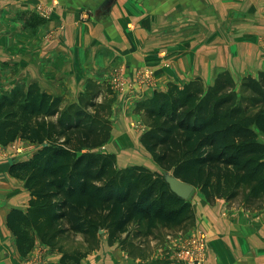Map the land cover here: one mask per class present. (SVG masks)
<instances>
[{
    "label": "trees",
    "instance_id": "16d2710c",
    "mask_svg": "<svg viewBox=\"0 0 264 264\" xmlns=\"http://www.w3.org/2000/svg\"><path fill=\"white\" fill-rule=\"evenodd\" d=\"M101 84L88 79L83 95L62 103L36 83L0 94V143L17 137L39 144L30 157L11 161L10 172L24 180L28 207L12 208L7 224L18 233L30 227L35 237L55 247L67 234L81 233L84 250L61 251L65 264L99 245L100 229L109 243L119 239L130 254L135 244L132 222L148 230L157 225L193 222L190 199L174 192L163 171L198 188L207 201L241 198L247 208L264 205V70L237 82L219 71L205 84L196 76L169 82L137 101L148 119L140 142L161 170L143 164L118 166L116 155L101 146L111 135V102ZM26 252L33 241L28 239Z\"/></svg>",
    "mask_w": 264,
    "mask_h": 264
},
{
    "label": "crops",
    "instance_id": "0c3cea01",
    "mask_svg": "<svg viewBox=\"0 0 264 264\" xmlns=\"http://www.w3.org/2000/svg\"><path fill=\"white\" fill-rule=\"evenodd\" d=\"M104 1L0 0V93L36 83L73 102L88 79L108 80L119 71L131 82L114 101L122 111L169 82L264 70V0ZM175 2L183 21L174 18ZM148 67L152 74L144 75ZM263 135L258 131L264 142ZM7 148L0 144V264H65L61 251L40 241L31 248L38 250L17 254L7 214L25 210L30 194L11 174ZM196 189L190 202L193 223L204 233L202 264H264V205L247 208L240 197L211 203ZM103 233L74 264H169L174 258L172 241L138 254L145 251L137 238L149 235L142 230L130 237L132 254Z\"/></svg>",
    "mask_w": 264,
    "mask_h": 264
},
{
    "label": "rangeland",
    "instance_id": "374dc122",
    "mask_svg": "<svg viewBox=\"0 0 264 264\" xmlns=\"http://www.w3.org/2000/svg\"><path fill=\"white\" fill-rule=\"evenodd\" d=\"M178 2H180V0ZM174 5H173L174 7H172V10L174 11V18L181 20L182 19L181 6H177L178 4L176 2L174 3ZM179 20L177 21L179 22ZM166 63L167 62H164V64ZM227 71L232 75L230 70L227 69ZM145 73L151 75L152 71L148 67V71H144V75ZM116 74L117 75H112L111 78H109L108 80L97 81V83L101 84L102 87L101 88L102 94L97 97L98 101H102V99H104L106 96H108L109 99L112 100L111 115H110V119L112 122L111 135L109 139L101 146V148L106 151L113 152L116 155V161L118 159L117 163H119V165L123 164L126 166L137 163V164H143L153 170L160 171L161 170L160 166L154 161L151 153L148 152L140 142L139 137L141 133L148 127V119L147 116L144 114V111L142 109H138L136 105H135L136 107L125 106L126 109L122 108V111H120L121 108H119L117 104L114 105V101L117 98V96L118 98H122L124 95H126L125 90H127L126 88L130 87L129 84L131 83L129 79L125 80L127 77L124 76L123 74H120L119 71ZM215 75L216 74L201 78L205 84H210L213 82ZM235 76H233V78L237 82H239L243 77V76L240 77V75H235ZM143 77L144 76L142 75L138 79L141 80ZM82 95L83 92L80 93L78 98ZM62 100H63L62 102L63 104L69 101L66 100L64 97L62 98ZM113 109H114V113H113ZM262 137L264 138V135ZM0 144L3 146L8 145L7 148L8 152L12 153V158L9 161V164H11L13 161L16 160L27 159L39 146V144L35 142H31L28 139L20 138V137H17L16 139L11 140L7 143H0ZM196 197H197V189L195 188L188 196V199L192 201ZM141 230L143 233L145 232L149 235L144 237L143 234L140 233L139 238H137L138 241L144 243V245H142V249L143 251H145V252L137 251L138 254L146 253L156 244L161 245L167 243V245H170L172 241L171 246L174 248L175 252L172 263L169 264L183 263L181 258L182 253L181 255H179V250L182 252L183 247H186V249L184 250H187L193 256L198 258L199 256L203 257V247H204L203 242L200 244L202 246L201 255H199L197 251V249L200 247L197 243V235L200 236L201 232L203 231L199 226L194 225L193 222L191 223L183 222L180 225H172L168 227L159 224L156 227H153L152 229L148 230L147 227L143 225L141 221L140 222L138 221L137 223L134 221L132 224L128 226L127 229L130 235H132V233H135L136 231H141ZM103 232L104 230L102 229L100 234H102ZM18 233L22 234L25 237L24 239H27V241H25L24 243L22 242L23 243L22 247H26L28 239H31V241H33L31 246L28 248L29 250H27L26 252H21L18 249V245L21 247L22 244L21 241H19V239L17 238L18 245L15 241L16 251L18 252L17 254L21 256L23 255L25 256L29 251L32 250L31 248L34 247L35 243L36 242L38 243L39 240L35 237V232L30 227L22 226L18 229ZM14 236L16 240V235L14 234ZM100 239L101 238H99V244H100ZM55 247L56 249H58V247L59 248L61 247L64 250H70L74 247H78L79 249L84 250L87 246H86V240L84 239L81 233H75V234L73 233L63 236L60 239V242L57 243ZM36 248L34 250H38ZM90 252L91 250L88 251L87 254ZM27 260H25V264H30L29 260L28 261Z\"/></svg>",
    "mask_w": 264,
    "mask_h": 264
},
{
    "label": "water",
    "instance_id": "95a60500",
    "mask_svg": "<svg viewBox=\"0 0 264 264\" xmlns=\"http://www.w3.org/2000/svg\"><path fill=\"white\" fill-rule=\"evenodd\" d=\"M111 0H105L104 3H107ZM165 180L168 182L170 188L176 192L179 196L183 198H188L191 192L194 189V185L190 182L184 181L179 177L175 176L171 171H163ZM102 229H100V232Z\"/></svg>",
    "mask_w": 264,
    "mask_h": 264
},
{
    "label": "built area",
    "instance_id": "2783aa9c",
    "mask_svg": "<svg viewBox=\"0 0 264 264\" xmlns=\"http://www.w3.org/2000/svg\"><path fill=\"white\" fill-rule=\"evenodd\" d=\"M202 242H204V233L203 232H201L200 236L197 235V243L200 246L197 249L199 255H201V251H202V246L200 245ZM184 249H186V247L182 248V252L179 250V255H181V253H182V257H181L182 261H183L182 264H202V258H201L202 256H199V258L195 257L192 254H190V252H188L187 250H184Z\"/></svg>",
    "mask_w": 264,
    "mask_h": 264
}]
</instances>
